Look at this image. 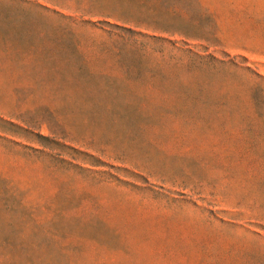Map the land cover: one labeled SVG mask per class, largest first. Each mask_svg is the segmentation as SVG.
Wrapping results in <instances>:
<instances>
[{"label": "rangeland", "instance_id": "rangeland-1", "mask_svg": "<svg viewBox=\"0 0 264 264\" xmlns=\"http://www.w3.org/2000/svg\"><path fill=\"white\" fill-rule=\"evenodd\" d=\"M235 1L0 0V264H264V9Z\"/></svg>", "mask_w": 264, "mask_h": 264}, {"label": "crops", "instance_id": "crops-1", "mask_svg": "<svg viewBox=\"0 0 264 264\" xmlns=\"http://www.w3.org/2000/svg\"><path fill=\"white\" fill-rule=\"evenodd\" d=\"M235 6L238 9H248L246 13H248L249 15V19H248L249 25L257 24V22L254 23L255 18L257 17L258 13L260 14L261 12L262 14L263 13L262 11L264 9V3L261 0H240V1L236 0ZM259 8L261 9V11L259 10ZM248 29L252 30V27H249ZM242 39H244V37ZM249 41L250 42L252 41L251 38H249ZM249 45L251 46V44Z\"/></svg>", "mask_w": 264, "mask_h": 264}]
</instances>
